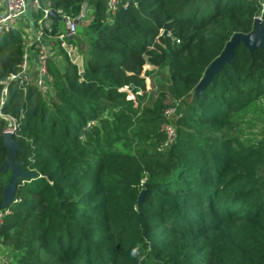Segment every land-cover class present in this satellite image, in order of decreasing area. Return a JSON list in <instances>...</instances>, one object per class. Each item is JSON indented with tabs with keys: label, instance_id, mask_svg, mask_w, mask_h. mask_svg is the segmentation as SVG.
<instances>
[{
	"label": "trees",
	"instance_id": "trees-1",
	"mask_svg": "<svg viewBox=\"0 0 264 264\" xmlns=\"http://www.w3.org/2000/svg\"><path fill=\"white\" fill-rule=\"evenodd\" d=\"M84 2L70 41L82 68L63 49L62 64L49 58L45 94L33 78H11L23 33L0 34V208L10 117L16 161L32 173L0 227L11 264H264V124L245 139L238 117L264 102L262 48L239 43L196 91L235 33L250 32L256 17L264 25V0L50 8L74 18ZM52 21V32L65 31ZM165 121L177 136L159 150Z\"/></svg>",
	"mask_w": 264,
	"mask_h": 264
},
{
	"label": "built area",
	"instance_id": "built-area-1",
	"mask_svg": "<svg viewBox=\"0 0 264 264\" xmlns=\"http://www.w3.org/2000/svg\"><path fill=\"white\" fill-rule=\"evenodd\" d=\"M6 5V11L0 15V34L11 31L14 28H17L19 19L26 13L28 7L34 8L39 15L37 19L38 22V32L35 36V41L27 43L25 51L23 54V61L21 64V71L18 74H14L11 78L20 77L21 80L34 79V84L40 90L41 93L45 94L50 90V83L52 77L48 70V59L50 58V47L43 41L44 37L50 36L53 31V21L52 17L49 16L50 0H48L45 6L41 5V0H2ZM117 0H107V8L112 9L115 7ZM86 2L83 3L81 13L71 18L66 15H61V19L65 24V31L63 33H58L56 37L57 42L60 47L65 49L67 54H71L73 49V43L70 42L74 39V36L77 31L78 21L82 18L85 13ZM35 46V61L36 64L31 69L29 64V50L31 46ZM76 48V47H75ZM77 49V48H76ZM5 89L3 93H5ZM173 112L172 108H169L164 111L165 115H170ZM169 117V116H168ZM10 124L4 130L13 132L11 127L15 128V121L12 117L9 118ZM161 131L165 135V139L159 146V150L166 148L172 145L176 139L175 127L171 122L165 121L161 124ZM8 207L0 208V227L3 224L5 216L9 213Z\"/></svg>",
	"mask_w": 264,
	"mask_h": 264
},
{
	"label": "water",
	"instance_id": "water-1",
	"mask_svg": "<svg viewBox=\"0 0 264 264\" xmlns=\"http://www.w3.org/2000/svg\"><path fill=\"white\" fill-rule=\"evenodd\" d=\"M49 16L61 19V16L53 9L49 10ZM242 43L250 51L257 48H262L264 52V25L260 17H256L253 24V29L248 33H235L227 42L222 52L211 62L204 76L199 82L196 91L200 92L209 83L215 75H217L222 68L230 62L234 55L235 47ZM147 63L148 57L145 56ZM14 130V127H11ZM3 146L6 148L7 154L5 158V165L1 172H10L8 184L3 189V207H8L10 202L14 199V193L17 184L21 179L29 178L32 173L24 171L20 162L16 161L17 150L20 148L19 143L14 139L13 132L6 131L3 133Z\"/></svg>",
	"mask_w": 264,
	"mask_h": 264
},
{
	"label": "rangeland",
	"instance_id": "rangeland-1",
	"mask_svg": "<svg viewBox=\"0 0 264 264\" xmlns=\"http://www.w3.org/2000/svg\"><path fill=\"white\" fill-rule=\"evenodd\" d=\"M33 17L37 19L35 15ZM36 21H33V23L36 24L37 23ZM17 27L23 33L25 41L28 42L34 41L33 38L34 35L30 30L31 28H29L26 24L19 22L17 24ZM54 34L55 36H57L58 33L52 32L50 36H46L47 43H51L50 39H53ZM56 45L52 46L53 52H50V54L54 55L53 56L54 59L58 57L59 62L57 63L62 64L63 50L65 51V49L60 47L58 43ZM72 47L73 49L71 51V54H69V57H71L73 61H78L75 63H79L80 65L83 59L81 58L79 51L75 48L77 47L75 43H73ZM238 117L240 118L239 119L240 127L242 128L241 135L243 136V138L253 139V137H255L254 133L258 131L259 126L261 124H264V122H259V121H264V102L261 101L256 103L255 105L252 106V108L247 109L245 113L240 114ZM0 261L11 264V259L8 258L7 251L1 245H0Z\"/></svg>",
	"mask_w": 264,
	"mask_h": 264
},
{
	"label": "crops",
	"instance_id": "crops-1",
	"mask_svg": "<svg viewBox=\"0 0 264 264\" xmlns=\"http://www.w3.org/2000/svg\"><path fill=\"white\" fill-rule=\"evenodd\" d=\"M48 0H41V5L42 6H45L46 2ZM6 11V5L4 4V1L0 0V15H2L4 12ZM36 16L37 19L39 18V15H38V12L34 9V8H31V7H28V10L26 11V13L19 19V23H24L26 24L29 28H31L30 30L32 31L33 33V38H34V41H35V36H36V33L38 32V22L36 21L37 19L34 18L33 16ZM33 21H36L37 23L34 24ZM56 26V25H55ZM18 28V27H17ZM55 33H60V30H57ZM43 41L45 43H47V39L46 37H44ZM49 41V40H48ZM51 43H47V45L50 47V52H53V47L54 45H56L58 42H57V39L55 37V34L53 36V39H50ZM27 43H31V42H28L26 41ZM59 45V44H58ZM57 46V45H56ZM53 54H50V58L52 60H54V62L57 64V65H60L58 64L57 62H59V58L56 57L55 59L53 58ZM71 58V57H70ZM73 60V59H72ZM74 62H78V61H74ZM29 64L32 66L31 69L33 70L35 64H36V61H35V46H31L30 50H29ZM77 66L79 68H82V65H83V60H82V63L79 65V63H76Z\"/></svg>",
	"mask_w": 264,
	"mask_h": 264
}]
</instances>
